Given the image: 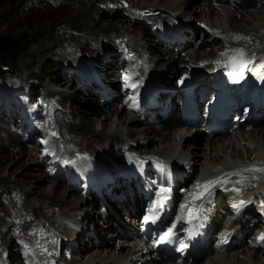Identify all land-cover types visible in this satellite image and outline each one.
I'll list each match as a JSON object with an SVG mask.
<instances>
[{
	"label": "bare ground",
	"instance_id": "bare-ground-1",
	"mask_svg": "<svg viewBox=\"0 0 264 264\" xmlns=\"http://www.w3.org/2000/svg\"><path fill=\"white\" fill-rule=\"evenodd\" d=\"M62 1L63 0H60V2ZM68 3L71 4L70 9L72 8V10L68 11L64 17L68 19L67 21L75 19L77 23L69 22L72 24V27L66 25V27L60 28L59 32L62 30L61 34L64 35V38H66L68 42L79 41L80 39L83 40L81 37L88 42H92L94 46L91 49L94 55L87 58V64L89 65L90 63L91 66L86 68H93V70L90 71L92 73L97 72L100 74L103 71L106 73L108 72V76L105 79L114 75L113 77H115V80L111 77L110 83H118V81H120V73L123 74L127 72L129 75H134L136 84L137 82L143 81L145 75L149 77L151 75L149 73L156 71L161 78H166L163 82L166 84H173L168 81L167 77H177L181 66H185L186 62L188 65L196 64L193 71L189 73L190 76L197 78L198 73H202V76L195 79L193 81V86L185 94H182L181 99L179 98L174 108L175 111L171 109L174 113L168 117L167 120L160 118V122H162L160 130L153 123L147 124L146 127H136L137 123H142V120L131 118L126 110H130L129 107L132 109L137 108L139 106L137 103L120 100L116 101V103H106L104 105V95L102 96V89L98 86L94 91L90 89L89 92L78 88L75 93L66 92L60 88H58L59 91H55L52 87H48V89L46 87L47 92L49 91V93L55 97L53 108H57L59 111L56 112V115L53 114L54 117L51 116L49 118V139L47 140L46 138L40 144L38 143L39 145L37 144L31 149L22 146V143L26 146L35 143L29 131L18 133V139H15V136L9 139L11 143H13V146H15L14 143H16L18 148L6 151V146H1L0 178L5 182L10 179V175L14 174L12 173L13 171L10 170L11 163L17 165L16 168L20 169L22 175H29L28 179L19 178L15 175V179L13 178L11 185L18 186L27 197L34 195L36 200L32 198L33 201H30V199L28 202L29 205L34 208L39 207L42 211V215L39 216L50 219L47 224L49 225L48 231L52 235L51 241L47 239L45 248L39 245L44 252L52 253L55 247L54 245L57 246L59 243L66 242L67 240L70 241L72 237L76 238L79 244L76 248L77 254H75L74 258L62 260L61 264H139V260L150 256L151 252L142 253V249L134 248L128 244V242L131 241L128 240L127 242L124 239L123 232H130V230L122 224L121 221L119 222L120 219H118L115 212H108L105 216H101V212L98 209L91 208L90 210H93V212L85 209L88 208V206L85 203V198L83 197L84 193L81 190L83 187L85 188L84 184L86 185L88 182L85 179V176H88V171L85 169L84 165L88 161L93 162L91 157L100 161L112 160L114 156L118 158L119 155H115L116 146L119 144H130L136 149L145 148L142 149L144 152H153L163 157L172 158L174 161L172 162L175 165L178 162L186 161L185 164L187 169H193L194 172L200 174L204 173L207 178L216 173H220L222 177H224L222 180L227 181L228 187L231 188L228 191V195L231 196L229 205L235 202L237 206H240V202L246 200V195L243 191L249 189L251 186L253 187L251 190L247 191L248 193L252 190L259 191L264 189V126L255 127L251 132L240 131L235 136L224 138L216 136L214 138H207L205 143L198 142L199 140L197 138L202 134L200 130L192 129L194 132L191 133V129L189 128H178V126H174L173 128L171 125L174 123L177 124V120L174 122L175 119L172 120V118L189 114L188 107L190 103L189 100H187L188 95L191 94V98L195 100L200 89L207 85V79H209L210 73L214 69L205 67L203 64L207 63L211 57L217 56L216 52H225L226 49H231L229 47L237 46L238 44L233 41L240 36L244 38L239 41L243 42V40H247L245 46L251 47L250 49H253L255 55L264 52V4L263 1L247 3L246 0H89L87 3L83 0H68ZM242 4L247 5L245 7H235L241 6ZM232 7H235L236 12L230 10ZM146 8H148V10L150 8L151 11H146L147 13L143 12L142 9L146 10ZM192 8H194V10H192ZM184 15L189 16V18L199 16L202 22L193 28L191 26L192 20L185 18ZM239 15L241 17H239ZM105 16H107L108 19L106 20L108 21L103 25L101 22H103L102 20ZM113 16H118L115 18L116 22L113 21ZM144 19L151 23L152 21L154 23L164 21L171 25V27H163L155 33V36L160 39L159 42H157L158 44L154 42V37H152L150 31H143L141 29L146 28ZM124 23H128L131 28H129V30L124 28ZM184 26L186 27L185 30L189 29L192 32L193 36L190 37H199L198 44L205 45V47L194 50L191 53H186L180 57H176L173 51L167 57L160 56V61H158V59L152 60L153 52L151 53V50L157 51L158 45L164 43V39L166 40V33L168 32L172 35V38L178 39L179 35L176 33ZM82 32H84L83 34L85 35L82 34L81 36L80 33ZM140 33H142V37ZM100 35H104L105 39H101ZM98 39L102 41H97ZM121 41L124 43L121 49L116 47L112 48V45L114 46ZM60 43L61 42H59V44ZM253 44L260 47L257 48L253 46ZM133 45L139 46L143 55L137 50L132 51ZM107 47L108 50L106 49ZM207 47H211L212 49L205 51ZM59 48L60 47H58V49ZM103 48L107 50L106 53L101 50ZM86 50L87 49H85V52L88 53ZM124 53H126L127 58L121 57L120 59L118 54L123 55ZM65 54H68V52ZM113 59H115V62H113ZM187 59L189 61H187ZM51 61H54V63L56 62L53 57L49 58V62ZM130 62H138L139 65L136 66L138 70L132 69ZM85 63L86 62L82 59L81 64L86 66L87 64ZM76 65H79V63ZM125 65H127V69L124 67ZM47 66L52 67L53 64H47L44 67ZM122 66L124 68H120ZM237 67L240 70L242 69L240 66ZM251 67L259 68L260 70L264 69V64L259 56L254 58L253 66ZM128 69L129 71H127ZM49 70L50 69H48L47 72ZM111 72L113 74H111ZM239 73L240 72L227 71L222 80V84H224V86L234 87V81H239ZM50 83L51 86L53 83L55 84V82L51 80ZM61 83L58 82L57 85ZM65 83L68 84V80H65ZM70 84L71 83L68 85ZM114 85L115 84H113V86ZM254 85L255 83L252 84V86ZM257 85L255 91H260V96H263L264 83L262 85ZM184 86L186 85L181 83L179 86L177 84L176 88H182ZM206 89H209V92L212 90L209 86L206 87ZM91 94V98L94 97V94L99 95L100 102L95 104L88 96ZM75 95H81L83 99L77 100ZM123 95L125 94L121 92V94L115 96L114 99L118 100ZM184 103L187 105H184ZM180 105H184L182 109ZM103 107H105L107 111L105 110V114L97 116V113L102 111ZM219 109L218 106H215V110ZM73 118H79V122L75 123ZM97 122L100 124V127L96 126ZM39 124L42 126L45 125L44 122H39ZM52 125H55L56 128ZM53 133H55V135H53ZM147 139L149 141H147ZM207 147H210V150H207ZM61 149L65 150V152L61 153ZM186 150H188L187 154ZM54 151L61 153L63 156H67L68 158L64 157V161L67 159H69V161L77 160L75 163H70L72 168L68 167L65 170V173H70L71 171L77 173L79 177L77 183H71L62 173L61 169H59L58 166L62 163L56 162ZM33 155L36 156L35 160L32 159ZM86 157L88 158L87 160L80 161L81 158ZM46 159H49V161ZM47 162H49L48 164H56V169H53L54 172L50 174V176L47 171L43 169ZM88 166V170L99 167L98 163H95V165L88 163ZM2 170L5 172L3 173ZM176 171H179L178 167H176ZM244 171L243 177L241 174ZM173 178L175 182L178 181L177 172H175ZM20 180L24 186L21 185L20 187ZM46 180L50 182L49 186L38 185L40 182ZM153 181L156 184L163 182V179L154 177ZM235 181L237 182L235 183ZM74 191L79 195L77 198L74 197ZM100 195L101 192H92V197L95 199ZM25 202H27V200ZM96 205L97 203H95V206ZM113 207L116 210V207ZM128 209L130 212L133 210L136 212L138 207L133 205ZM255 210L256 213H254L255 216L253 217L262 218L264 204L255 206ZM258 211L259 213H257ZM14 212L12 211L8 215L18 217ZM124 214L123 211L118 213L119 217L125 218L123 221L126 222L127 217ZM98 219H102L101 225H98ZM231 220L233 222L236 221L234 217ZM115 222L117 226H115ZM260 223L263 224L262 222ZM260 223L254 227L252 231L253 235L250 234L247 236L246 244L242 247L233 249V251H222L216 248V253L211 252L207 257L193 264H264V254L260 255L262 244L260 243L259 237L263 234V225H260ZM11 224L13 223H7L5 226L6 231H8V227ZM90 226L92 230L97 232L100 241L95 242V237H90L89 240L85 239V231L88 230ZM117 230H121L122 232L119 233ZM106 232H108V236H106ZM107 237L114 240L113 242L115 243L118 241V245L116 246L114 243L112 247L110 245L112 241L108 240ZM130 237L132 236L130 235ZM20 238L26 242L28 249L27 255L30 262L37 263L39 260L45 259L44 256L31 252L30 250H34V243H32L34 241L31 240L28 242L25 235L17 231L16 233L9 232L8 235L0 233V264H16L18 261L20 262L19 264H23L25 262V259H22L18 252L15 254L12 250L8 251V247L12 245L16 239ZM81 240H83V242ZM54 241H56V243ZM39 243L41 244V242ZM102 246L105 247V251H103ZM16 256L17 259L13 260Z\"/></svg>",
	"mask_w": 264,
	"mask_h": 264
},
{
	"label": "rangeland",
	"instance_id": "rangeland-1",
	"mask_svg": "<svg viewBox=\"0 0 264 264\" xmlns=\"http://www.w3.org/2000/svg\"><path fill=\"white\" fill-rule=\"evenodd\" d=\"M66 1H67V3H66ZM83 1L85 3H87L89 0H83ZM59 2H60V0H0V34L11 33L13 35L18 36V35L23 33L27 37V42H26L25 47L22 50V52L10 64V67L4 73H2V75H0V148H1V146L5 145L6 151H11L13 149L15 150L16 148H18V145H16V143H14L15 146H13V143H11V141L9 139H12V137H14V136H15V139H18L19 137H18V133L15 132V130L12 131L10 129V126L8 125V123L5 120L6 117L3 114V112H5V111L2 110V106H3L5 99H7L8 101L11 99H12V101H16L19 104V106L21 104L27 105L34 112L37 111V113L39 114V122H44L47 125H49V122H48L49 118L51 116L54 117V115L57 114L56 112H59V111L57 110V108H53V105L55 102L54 101L55 97L53 95H51L49 93V91L47 92L46 87H47V89H48V87L49 88L52 87V89H54L55 91H59L58 88H60L61 90H65L66 92H74L75 93L78 90V87H76L73 83H71V85H68L67 83H65V80H67L68 76L66 73H64L62 71V69L66 68V67H76V64H78V63H79V65L77 67H82L83 65L81 64V60L83 59V61H85L87 63V58L89 56L94 55V52L91 49L94 46V44H92V42H88L83 37H81V38L84 41L80 39L79 41L68 42V40L66 38H64V35L61 34L62 30L59 32L60 28L62 29L64 27H66V25L71 26L72 24L69 22H73L75 24L77 23L75 21V19L67 21L68 19L66 17H64L68 13V11L72 10V8L70 9L71 4L68 3V0H63L60 3ZM66 7H69V8H66ZM74 9H76V8H74ZM142 10H145V9H142ZM147 10H148V8H146L145 11H147ZM192 10H194V8H192ZM230 10L233 12H236L235 7H232ZM117 17L118 16H113V21H115V18H117ZM184 17L192 20L191 26L193 28H195V26H198L199 23L202 22V21H200L199 16L194 17V18H189V16L184 15ZM239 17H241V16L239 15ZM97 18H100V17H97ZM103 18H104L102 20L103 22H101V23L104 25L105 23H107L108 20H106V19H108V18H107V16H105ZM124 24H123L124 28H126L128 30H129V28H131L128 23H124ZM119 26H120V24H119ZM141 29L143 31L145 30V31L149 32V30H147L146 28H141ZM83 33L84 32L80 33L81 36ZM185 33L189 34L190 36H193L192 32L189 29L185 30ZM83 35H85V34H83ZM140 36L141 37L143 36L142 33H140ZM100 37H101V39H105L104 35H100ZM152 37H153V35H152ZM165 37H166V40H170L172 38V35L167 32ZM197 38L199 39V37H197ZM101 39H98L97 41H102ZM57 40H59V41H57ZM159 40L160 39L157 36H155L154 42L157 43V42H159ZM59 42H61L62 44L61 43L59 44ZM80 44H82V45H80ZM123 44L124 43L121 41V42L117 43L116 46L112 45V48L116 47V48L120 49ZM85 46H86V48H85ZM158 46L159 47L157 48V51L151 50V53L153 52L152 53V56H153L152 60L158 59V61H160V56H166L167 57L168 55L171 54L170 52L169 53L165 52V49H163L164 43H160ZM58 47H60V48L58 49ZM202 47H205V45H199V48H202ZM104 48L101 50L104 51ZM135 48H136V46L133 45L132 49H135ZM85 49H87L86 51L88 53L85 52ZM106 49L108 50V47ZM106 49H105V51H106ZM211 49H212L211 47H209V48L207 47V49L205 51H209ZM67 52H68V54H65ZM172 52H173V50H172ZM88 54H90V55H88ZM51 57H53V59H55V61H56L55 63H54V61H51L52 63L49 62V58H51ZM85 57H86V59H85ZM179 57H180V55H179ZM79 59H80V61H79ZM58 61H60V62H58ZM47 64L48 65L53 64V66L52 67L51 66L44 67ZM58 68L60 69V72H59ZM48 69H50V70L47 72ZM52 76H53V78H52ZM50 80L52 82H55V84L53 83V85L51 86ZM63 80H64V82H63ZM58 82H60V83L62 82V83L60 85H57ZM56 85H57V87H56ZM75 96H76L77 100L83 99L81 97V95H75ZM88 96L91 98L92 94L88 95ZM87 97H85V98H87ZM91 99L94 101L95 104L100 102V96L99 95L94 94V97ZM105 110L107 111V109L105 107H103L102 111H99V113H97V116H100L101 114H105V112H106ZM158 118H159V116H158ZM73 120L75 123L79 122V118H73ZM154 123H155L156 127H158L160 130V128L162 126V122H160V118L159 119L156 118ZM147 124H149L147 121H142V123H137L136 127H146ZM7 125H8V127H7ZM52 126L54 128H56L55 125H52ZM96 126L100 127V124L97 122ZM260 126H264V123ZM24 130H21V131H24ZM20 137H21V135H20ZM142 137H144V136H142ZM197 139L199 140L198 142H205L206 143L207 137L200 134ZM147 141H149V140L147 139ZM11 144H12V146H11ZM37 144H38V142L36 141L34 144H30L29 146H26L22 143V146L26 147L27 149H31L32 147H34ZM207 150H210V147H207ZM64 152H65V150L61 149V153H64ZM61 153H60V155L62 157L63 155ZM187 153H188V150H186V154ZM64 157H67V156H63V158ZM32 159L35 160L36 156L33 155ZM16 166L17 165H14L13 163H11L10 170L13 171L12 173H14V174L10 175V177H9L10 179H8L4 182L0 178V233H2L3 235H8L9 232H13V233H16L17 231L20 232L19 224L25 225L26 223H36L35 225H41L42 227L49 226L47 223H49L48 220H50V219H47V217L39 216V215H42V213H41L42 211L39 209V207H37L38 209L34 208L33 206H30L28 203L30 199H31L30 201L36 200L35 196L30 195L27 197L24 194V192L19 189L18 186H12L11 185V182H13V178L15 179V175L18 176L19 178H23V179H28V177H29V175H22L20 173V169L16 168ZM43 169H45L47 171V173L49 174V172H48L49 170L47 167L46 168L44 167ZM2 172L4 173L5 171L2 170ZM49 176H50V174H49ZM20 182H21L19 184L20 187H21V185L24 186V184L22 183L21 180H20ZM49 184H50V182L46 180L44 182H40L38 185L49 186ZM74 195H75L74 196L75 198H77L79 196L77 194V192H75V191H74ZM32 198H33V200H32ZM26 200H27V202H25ZM20 201H21V203H20ZM26 206L28 209L26 208ZM136 206L138 207V203L136 204ZM85 209L88 210L87 208H85ZM95 209L100 210L97 205H96ZM30 210H32V211H30ZM12 211L13 212L15 211L14 214L17 215L19 217V219H18V217H12V216L8 215ZM89 211L93 212V210H90V209H89ZM100 212H101V216L106 215V212L105 213L102 211H100ZM32 214H34V215H32ZM19 215L20 216L22 215V216L20 217ZM37 216L42 217V218H38ZM118 217H119V215H118ZM16 219H18V220H16ZM118 219H120L119 222L121 221V223H122V220H124L125 218L123 219V218L119 217ZM101 220L102 219H98V225L102 224ZM7 223H13L8 227V231H6V229H5V226L7 225ZM122 224H124V223H122ZM107 234H108V232H106V236H108ZM251 235H253V232ZM35 238L33 237L32 239L37 241V244L39 242H41V245H45V239L43 237L37 236ZM107 238H108V240L112 241L110 243V245L112 246L115 243V242H113L114 240L110 239L109 237H107ZM115 245L116 246L118 245V241H116ZM8 248H9L8 251L12 250L13 253L17 254L16 253L17 251H15V249L13 248V244L10 245ZM102 248H103V251H105V247L102 246ZM230 251H233V250H230ZM53 253H54V256H55V254H58V252H55V251H53ZM16 259H17V257L13 258V260H16ZM16 264H17V262H16Z\"/></svg>",
	"mask_w": 264,
	"mask_h": 264
},
{
	"label": "snow or ice",
	"instance_id": "snow-or-ice-1",
	"mask_svg": "<svg viewBox=\"0 0 264 264\" xmlns=\"http://www.w3.org/2000/svg\"><path fill=\"white\" fill-rule=\"evenodd\" d=\"M222 55H226V53H222ZM240 56H243V52L240 51ZM132 87H136V85H132ZM53 135H55V133H53ZM64 163H75V161H68V160H65ZM217 183H227V181H223V180H220V179H217V180H210V181H207L204 185V190L205 192H208L210 187L217 184ZM170 192V189L169 188H164V187H161L157 193L158 195V199L155 201L154 203V206L152 208L149 209V215H146L145 216V221H152V222H155L156 219H158L159 217L156 215V207L158 206L159 208H163L164 207V204L165 202L169 199L167 193ZM204 193H200L198 196H196L195 198L199 199ZM209 203H211L209 201ZM243 203V202H242ZM182 207H186V206H182ZM204 207L203 205H201L199 211H204ZM193 219L195 217H192ZM176 225L173 224L172 227H170L162 236L159 237V240L160 241H168V242H171V238L173 237L174 235V232L173 230L175 229ZM189 235H192V233H189ZM260 240H264V234H262L260 237H259ZM187 247V245H181L180 247L177 248V251H180V252H183L184 248Z\"/></svg>",
	"mask_w": 264,
	"mask_h": 264
},
{
	"label": "trees",
	"instance_id": "trees-1",
	"mask_svg": "<svg viewBox=\"0 0 264 264\" xmlns=\"http://www.w3.org/2000/svg\"><path fill=\"white\" fill-rule=\"evenodd\" d=\"M27 42L25 34L18 36L11 33L0 34V75L4 73L10 64L22 52Z\"/></svg>",
	"mask_w": 264,
	"mask_h": 264
}]
</instances>
